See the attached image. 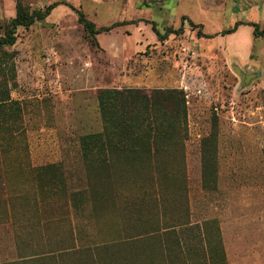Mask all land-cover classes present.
<instances>
[{"label":"rangeland","instance_id":"obj_1","mask_svg":"<svg viewBox=\"0 0 264 264\" xmlns=\"http://www.w3.org/2000/svg\"><path fill=\"white\" fill-rule=\"evenodd\" d=\"M56 1L64 3L46 20L18 28L17 42L4 48L14 56L12 98L22 114L0 126V200L28 196L35 221L60 231L51 242H121L127 234L115 228L127 215L119 214L113 193L99 200V224L78 219L69 199L103 176V156L91 163L81 143L83 135L103 129L98 92L180 87L187 92L189 120L183 151L177 160H165L174 174L166 180L171 206L181 201L190 208L186 218L200 232L193 243L201 264H212L215 244L224 247L227 264H264V36L254 38L249 24L223 34L237 21L263 30L264 0H24L31 9ZM69 4L98 27L121 25L97 35L95 45ZM16 6L17 0H0V36ZM189 20L218 35L198 37ZM153 23L162 32L182 24L185 30L160 42ZM248 73L260 75L244 85L242 74ZM154 162L145 164V172L158 183ZM47 164H55L53 172L36 173ZM16 229L0 218V264L20 259ZM141 233L146 231L131 235Z\"/></svg>","mask_w":264,"mask_h":264},{"label":"trees","instance_id":"obj_2","mask_svg":"<svg viewBox=\"0 0 264 264\" xmlns=\"http://www.w3.org/2000/svg\"><path fill=\"white\" fill-rule=\"evenodd\" d=\"M63 3L56 1L45 9H31L24 0H17L16 15L6 25L4 35L0 36V51H3L0 56V126L3 128L15 123L22 114L20 102L12 98V90L17 83L14 56L9 57L4 48L17 42L18 28L46 20ZM69 5L78 12L79 22L95 45L99 44L97 35L121 25L116 22L98 27L81 9ZM189 21L193 29L198 28V37L214 38L218 35L204 32L202 23ZM243 24L254 26V38L264 36V29L260 30L257 23L240 21L223 34L235 32ZM183 25L162 32L153 23V30L158 41L165 42L172 34L183 33ZM98 102L103 129L83 135L81 143L83 155L91 163L103 156L100 158L103 176L97 184L91 179L89 186L72 192L69 199L78 219L88 218L99 224V216L104 210L99 200L113 193L119 214L127 215L126 222L123 226L117 223L119 228L115 231L127 234V238L117 244L106 241L96 244L95 239L87 240L88 246L84 243L82 246L75 243L66 245L60 240L51 242L53 235H61L60 231L51 229V222H43L40 218L35 221L31 199L15 194L0 200V218L17 227L16 242L20 255L17 261L6 264H201L193 243L199 239L200 232L189 227L186 218L190 208L183 207L181 201L171 206L170 186L166 181L174 174L168 169L170 162L165 160H177L188 133L187 92L180 87L155 88L151 92L141 87L102 88L98 92ZM152 160H155L153 169L160 179L155 181L158 183H153L145 172V164ZM209 167L206 166L207 169ZM54 168L55 164H47L35 170L36 173L53 172ZM36 179L40 181L38 176ZM41 183L44 187V182ZM87 189L90 194H87ZM150 214L155 217L151 224L147 217ZM43 225L45 228L41 227ZM72 230L70 228L74 235ZM144 231L146 233L131 235ZM145 236L149 238H143ZM87 237L93 239L94 235L88 234ZM28 248L31 251H26ZM225 256L222 245L211 247L212 264H227Z\"/></svg>","mask_w":264,"mask_h":264},{"label":"water","instance_id":"obj_3","mask_svg":"<svg viewBox=\"0 0 264 264\" xmlns=\"http://www.w3.org/2000/svg\"><path fill=\"white\" fill-rule=\"evenodd\" d=\"M238 73H242L241 71L237 70ZM259 76L260 73H256V74H251V73H248V74H242V78H243V84L246 85L248 83L251 82V80L255 77V76Z\"/></svg>","mask_w":264,"mask_h":264},{"label":"crops","instance_id":"obj_4","mask_svg":"<svg viewBox=\"0 0 264 264\" xmlns=\"http://www.w3.org/2000/svg\"><path fill=\"white\" fill-rule=\"evenodd\" d=\"M158 40V39H157Z\"/></svg>","mask_w":264,"mask_h":264}]
</instances>
